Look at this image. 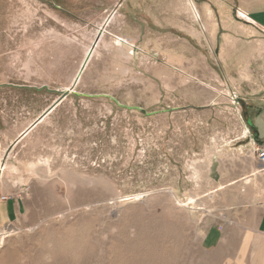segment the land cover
<instances>
[{
  "label": "rangeland",
  "instance_id": "1",
  "mask_svg": "<svg viewBox=\"0 0 264 264\" xmlns=\"http://www.w3.org/2000/svg\"><path fill=\"white\" fill-rule=\"evenodd\" d=\"M191 7L0 0V264H197L257 194L264 37Z\"/></svg>",
  "mask_w": 264,
  "mask_h": 264
},
{
  "label": "crops",
  "instance_id": "2",
  "mask_svg": "<svg viewBox=\"0 0 264 264\" xmlns=\"http://www.w3.org/2000/svg\"><path fill=\"white\" fill-rule=\"evenodd\" d=\"M186 3L192 5L191 8L196 11L202 23L212 25V18L220 15L224 19L236 17L240 25L264 37V0H186ZM252 122L256 128L253 130L254 141L263 142L264 108L253 115ZM251 180L253 178L244 184ZM256 184L258 190L253 199L249 197V189L252 187L247 190L245 188V191L243 189L247 194L241 195L239 208L224 210L227 220L224 223H212L203 231L200 248L207 258H200L197 264H264L263 175L257 177ZM5 203L0 204L1 223L15 216L12 206H1Z\"/></svg>",
  "mask_w": 264,
  "mask_h": 264
},
{
  "label": "built area",
  "instance_id": "3",
  "mask_svg": "<svg viewBox=\"0 0 264 264\" xmlns=\"http://www.w3.org/2000/svg\"><path fill=\"white\" fill-rule=\"evenodd\" d=\"M237 14H239V13H237ZM252 153H253L255 159L257 160V162L261 165L260 172L264 173V141L263 142L253 141L252 142ZM10 199H11V196H9L7 194H0V204L5 203ZM15 228H16L15 226H13L9 223H6L4 229L13 231Z\"/></svg>",
  "mask_w": 264,
  "mask_h": 264
},
{
  "label": "water",
  "instance_id": "4",
  "mask_svg": "<svg viewBox=\"0 0 264 264\" xmlns=\"http://www.w3.org/2000/svg\"><path fill=\"white\" fill-rule=\"evenodd\" d=\"M65 94H62L48 109H46L40 116L37 118L39 121L42 117H44L54 106H56L61 100L64 98Z\"/></svg>",
  "mask_w": 264,
  "mask_h": 264
},
{
  "label": "trees",
  "instance_id": "5",
  "mask_svg": "<svg viewBox=\"0 0 264 264\" xmlns=\"http://www.w3.org/2000/svg\"><path fill=\"white\" fill-rule=\"evenodd\" d=\"M256 112H257V111H256ZM256 112H255V113H256ZM255 113H254V114H255ZM247 123H248V125H249L253 130L255 129V125H254V123L252 122V120H250V119L248 120V119H247Z\"/></svg>",
  "mask_w": 264,
  "mask_h": 264
},
{
  "label": "bare ground",
  "instance_id": "6",
  "mask_svg": "<svg viewBox=\"0 0 264 264\" xmlns=\"http://www.w3.org/2000/svg\"><path fill=\"white\" fill-rule=\"evenodd\" d=\"M260 171V169L259 170H257L254 174H256V173H258ZM254 174H252V175H254Z\"/></svg>",
  "mask_w": 264,
  "mask_h": 264
}]
</instances>
